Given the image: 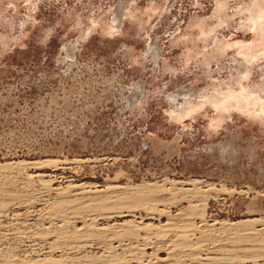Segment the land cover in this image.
I'll use <instances>...</instances> for the list:
<instances>
[{
    "label": "rangeland",
    "instance_id": "374dc122",
    "mask_svg": "<svg viewBox=\"0 0 264 264\" xmlns=\"http://www.w3.org/2000/svg\"><path fill=\"white\" fill-rule=\"evenodd\" d=\"M45 159L64 165L1 185L0 249L18 264L36 259L33 233L54 211L38 174L98 190L197 180L219 196L209 224L264 218V0H0V164ZM189 194L162 196V225ZM16 228L23 238L5 236Z\"/></svg>",
    "mask_w": 264,
    "mask_h": 264
},
{
    "label": "bare ground",
    "instance_id": "6f19581e",
    "mask_svg": "<svg viewBox=\"0 0 264 264\" xmlns=\"http://www.w3.org/2000/svg\"><path fill=\"white\" fill-rule=\"evenodd\" d=\"M62 165L64 162L52 159L0 164V206L5 205L2 195H6L1 185L10 184L21 175L28 176L30 170L52 168L56 171ZM37 177L41 184L40 200L44 206H51L54 211L40 225L41 230L33 233L36 240L31 242L32 249L31 246L29 249L36 259L26 260L25 264H121L135 260L144 264H255L258 259L264 261V228H258L264 226V218L235 222L215 220L213 224H209L210 202L219 196L202 194V188L206 186L202 181L175 182L163 179L159 183L106 186L98 190L99 185L86 184L54 187V176L38 174ZM178 185L187 188H178ZM175 192L191 194L187 196L189 207L177 214L178 220H167L162 225L159 219L170 212V207L161 205L167 201L162 200V196L175 195ZM52 193L59 197L50 198ZM169 201L172 205V199L169 198ZM160 206L164 209L160 210ZM6 216V210L0 211V217ZM70 217L82 219V227L67 223L66 219ZM129 217L133 219L129 220ZM156 217L158 218L155 219ZM117 218H121L122 222L110 225ZM137 218L141 221L137 222ZM147 219L156 220L158 224H145L143 220ZM13 231L10 229L4 234L20 235V238L26 234L19 228ZM27 235L26 237L29 236ZM46 238L52 241H47ZM166 238L169 240L168 257L172 258V262L161 263L156 252L160 249L159 241ZM112 240H117L116 246ZM138 241L144 242L143 247L139 246L141 244L136 246ZM91 247L101 248V254L97 257L77 256V252ZM146 247L153 251L145 252L142 248ZM46 250L48 253L43 252ZM17 252L18 250L9 247L1 248L0 264H18Z\"/></svg>",
    "mask_w": 264,
    "mask_h": 264
}]
</instances>
